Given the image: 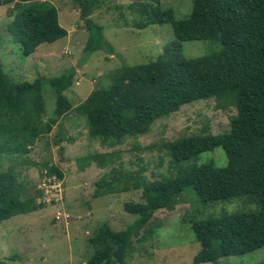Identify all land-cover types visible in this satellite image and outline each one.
<instances>
[{
    "label": "trees",
    "instance_id": "trees-1",
    "mask_svg": "<svg viewBox=\"0 0 264 264\" xmlns=\"http://www.w3.org/2000/svg\"><path fill=\"white\" fill-rule=\"evenodd\" d=\"M154 1L136 0L128 6L138 16L132 27L167 23L175 41L149 62L121 64L108 86L92 90L75 106L63 94L73 83L75 69L48 78L56 95L52 116L45 114L41 79L13 83L0 64V156L27 155L54 126L60 134L71 111L85 118L89 140L113 147L147 134L156 120L196 100L212 98L217 108L235 110L226 132L212 134L205 125L200 134L160 144L177 169L174 176L146 181L140 175L142 168L136 173L111 169L110 179L104 176L96 181L94 197L141 189L142 201L124 203V211L136 216L130 225L114 230L102 223L88 237L92 252L86 264H127L134 243L140 245L156 234L159 227L146 228L154 213L173 210L186 189L203 203L245 197L258 206L252 212L192 222L191 230L200 244L193 264H215L222 257L244 255L264 246V0H193L191 12L183 19H176L171 9ZM102 2H78L88 32L84 54L115 53L103 27L91 18ZM5 5L11 18L6 31L24 56L32 55L43 43L66 37L57 8L49 0H0V6ZM193 40L218 42L220 49L185 57L181 43ZM216 147L225 153L223 168L211 161L184 164ZM115 157L114 152L87 154L77 157L75 164L83 171L92 162L105 167ZM41 175L63 178L60 169L47 162L42 164ZM37 191L35 196H25L19 173L13 168L0 170V222L42 208L44 203H37L36 198L44 192Z\"/></svg>",
    "mask_w": 264,
    "mask_h": 264
},
{
    "label": "rangeland",
    "instance_id": "rangeland-1",
    "mask_svg": "<svg viewBox=\"0 0 264 264\" xmlns=\"http://www.w3.org/2000/svg\"><path fill=\"white\" fill-rule=\"evenodd\" d=\"M136 0H103L91 14L93 21L103 27L105 39L115 53L98 50L84 54L88 32L81 20L79 0H49L58 11V22L67 31L66 37L39 45L29 56L22 54L21 46L12 42L6 31L11 20L8 5L0 6V64L13 83L41 79L45 114L53 115L55 91L48 78L59 76L70 67L75 69L71 87L63 94L73 106L84 101L95 89L110 84L121 64H143L162 54L175 41L167 23L149 25L144 29L132 27L138 17L128 6ZM155 4L154 0H143ZM163 9H171L176 19H183L192 10L193 0H159ZM126 22L127 26H124ZM185 57H198L220 49L218 42L185 41L181 43ZM233 107L220 109L212 98L184 104L167 117L156 120L150 132L138 138H127L113 147L91 141L87 137L83 116L69 112L58 134L54 126L49 134L40 136L30 153L18 156H0V170L13 168L25 182V196L44 192L36 202L44 206L36 211L13 216L0 222V264H86L92 252L88 244L99 225L109 224L114 230L130 225L135 215L124 211L125 202L142 201L141 189L94 197L95 183L102 177L111 178V169L136 173L146 181L171 177L177 169L170 162L160 144L182 137L200 134L204 126L212 134L226 132ZM114 152L111 164L100 167L96 162L79 171L75 159L93 153ZM211 161L216 167L226 165L221 147L200 153L184 164ZM56 165L63 174L42 177L43 163ZM25 196H21L24 198ZM181 201L173 210H157L147 229H157L152 238L135 245L127 264H193L200 249L191 230V223L206 217L252 212L258 209L245 197L228 201L203 203L191 189L184 190ZM13 256V258H10ZM214 264V263H201ZM215 264H264V246L240 256H225Z\"/></svg>",
    "mask_w": 264,
    "mask_h": 264
}]
</instances>
